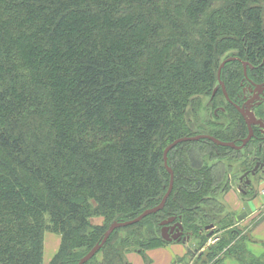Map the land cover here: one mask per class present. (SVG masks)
I'll return each mask as SVG.
<instances>
[{
    "label": "trees",
    "instance_id": "16d2710c",
    "mask_svg": "<svg viewBox=\"0 0 264 264\" xmlns=\"http://www.w3.org/2000/svg\"><path fill=\"white\" fill-rule=\"evenodd\" d=\"M227 57L235 60L223 65L219 79L230 99L243 61L257 66L247 73L264 79V0H0V264H42L47 232L59 236L48 264H76L112 222L131 220L160 202L170 177L163 152L174 140L245 137L243 119L223 105L221 91L211 96ZM199 93L218 97L236 122L227 130L207 119L189 123ZM255 139L247 145L259 154L264 136ZM203 142L219 148L200 139L168 151L174 183L164 207L114 229L97 264H129L123 250L134 228L149 227L155 245H166L157 231L171 216H181L200 245L207 241L206 225L214 224L220 237L192 264H219L227 245L241 253L225 228L244 213L212 217L201 208L197 215V195L218 212L224 205L210 189L203 195L196 180L182 179L207 170L194 148ZM250 163L245 155L244 166ZM215 165L213 185L226 191L230 168L218 158ZM186 184L190 192L183 191ZM176 190L183 192L178 199ZM96 218L100 223H93ZM136 242L144 253L148 246Z\"/></svg>",
    "mask_w": 264,
    "mask_h": 264
},
{
    "label": "rangeland",
    "instance_id": "374dc122",
    "mask_svg": "<svg viewBox=\"0 0 264 264\" xmlns=\"http://www.w3.org/2000/svg\"><path fill=\"white\" fill-rule=\"evenodd\" d=\"M232 60H235V57H227V58L222 59L221 63L219 64L218 70H217V77H219V72H220V69L223 67V65L227 62L232 61ZM248 70H249V68H248ZM242 75H243L242 77H244L243 71H242ZM197 96H199V98H201V102H198V104L196 106V111H195L196 115L189 112V114H188L189 118L187 117V119L190 121L189 123H193V122H194V124L196 122L200 123V122L205 121L207 119L211 122V126H217V127H220L221 129L226 128L225 130H227V126H229L230 123L236 122L234 120L233 114L228 110L227 111L225 110V112H223L222 115L214 114L217 112V110H215L216 112L214 111V108H216L217 106H221V104L218 103V100H219L218 97H215L213 100H211L209 97H204V96L202 97L201 93L197 94ZM223 105L225 106L224 103H223ZM188 120L187 121L185 120V123H188ZM200 133H204V132H200ZM199 135H201V134H199ZM219 141H221V140H219ZM229 141H231V140L224 141V142H229ZM186 142H192V141H186ZM216 145L219 148L213 149V150H210L209 147L207 145H205V142L201 143V145H198V146L195 145L194 148L199 149V151L201 152L202 159L204 160L205 164H207V170L191 172L192 175L188 174V173L183 174L182 179L188 177V179L190 181L196 180L198 183L202 184V186L204 187L203 188L204 189L203 195L206 193V191H208V189H210V193H212L213 196L219 197V199L223 202L224 209L222 211L218 212L219 209L217 207H215L216 205H213L211 207H209V205H202L201 200H199L200 195H197V197L193 200L194 201L193 204L196 206L195 210L198 212V213H196L197 215L199 213H201V211L199 209L204 208V210H206V212L208 213L209 216L223 217V216L229 214L228 216L231 217V215L234 216L238 213V210H236V209L239 208L241 201L236 199V197L233 195V193H230V196L228 198L229 201H227V199L225 198V195H226V193H228L227 191H229V190L218 191L214 187L213 183H216V179L219 177V175L217 173V168L215 167L216 166L215 161L217 160V158L222 159L224 164L227 166V168L229 166L231 172H236L239 169V166H241L242 169L246 168V166H244L245 155L250 156L255 151L249 150V146L247 145V143L242 148H239V149L227 146V148H229V149L231 148L232 150H240L239 155H235L231 151L220 150V147H223L222 145H220V144H216ZM224 147H226V146H224ZM181 151H182V149H181ZM166 159H167V156H166ZM174 161H176L177 163L182 161V152H179V154L174 158ZM209 176H213V177L215 176L211 182L206 181ZM180 178H181V176H180ZM180 178L179 177L177 178L178 181H180ZM254 181H255V184L257 185L258 188L263 187V188L259 189V193L261 192L262 189L264 190V174H260L259 176H257L254 179ZM173 183H174V179H173ZM232 184H233V182H232ZM258 188H257V190H258ZM172 189H173V187H172ZM233 189H235L234 186H233ZM191 190H192V188L190 185H188V184L184 185L183 191H186V192L189 191L190 192ZM182 193L183 192L179 193L176 190L177 199H178L179 195H182ZM170 194H171V192H170ZM195 210H193V211H195ZM262 217L264 219V213H262ZM92 221H93V223H100L99 218L93 219ZM251 222L252 221H250V220L245 221V224L240 225L238 228L241 230V232L237 228V230L236 229L234 230V231H237L236 233L231 232L230 235L228 234V238L232 242L241 246V253L238 254V253L234 252V250H232L230 245H227V246H225L226 248H224L225 252L223 251L224 253L222 252V254L219 256V258H220L219 264H249V263L253 262L252 261L253 259H255L254 260L255 264H256V262L264 264V242L259 247L257 245L258 240L253 239V234L255 231V223L256 222H252V223ZM258 222L259 221H257V223ZM131 230H133V232H135V233H134V235L133 234H131V235L127 234L126 235L131 240L129 242H126V246L123 250V256L125 255V257L123 259H125V261L127 260L126 257L128 254L136 253L141 257L144 264H167L166 260H167V257L170 255V251H169V249H165V248H169V247L167 245H155V240L153 239L154 238L153 236H155V234L152 232V230L149 229V227H145V228H141V229L134 228ZM202 232L207 233L208 231L203 229ZM159 233L160 232L157 231V234H159ZM186 235L187 234H185L184 236H186ZM139 236H140V238H139ZM137 238L140 239L142 242H145V245L148 246V248H146L144 250V253L141 251V250H143V248H142L143 246L136 242ZM219 241L220 240L218 239L217 242H219ZM199 242H200V239L197 238L196 240L194 239V241L192 239L191 242L188 243L187 247L196 248L197 250L194 251V253H195L193 255L194 257L191 256V257H193V259L187 258V260H185V258H186L185 257L182 259L181 264H189L190 261L196 262L197 251H200L203 249L204 250L203 255L208 252V250H207L208 248L203 247V246L201 247ZM211 242L212 241H209L208 244H211ZM58 244H59V236L57 234H53L50 232H47L44 234L43 246L45 245L46 251L44 252V259H43L44 261L42 264H48L50 262L51 258L56 253V248H57ZM175 244H178V243H175ZM208 246H210V245H208ZM100 249L93 255L94 258L92 260H89L88 263H86V264H97V262L101 259V253L99 252ZM227 249L230 250V253L227 251ZM147 250L156 252L155 256L158 260H156V261L153 259L150 260V258L145 255V251H147ZM254 253L256 255H254ZM201 262H202L201 260L200 261L198 260V264H202ZM208 264H212V262H208Z\"/></svg>",
    "mask_w": 264,
    "mask_h": 264
},
{
    "label": "water",
    "instance_id": "95a60500",
    "mask_svg": "<svg viewBox=\"0 0 264 264\" xmlns=\"http://www.w3.org/2000/svg\"><path fill=\"white\" fill-rule=\"evenodd\" d=\"M263 90H264V83L255 85V91H256V93L254 94L255 98L258 97L259 94H261L263 92ZM248 101L249 100H247V102H245L241 107L235 106L236 109L239 111V113L242 115L244 122L247 126V136L244 139H242L241 144L239 146H235L234 143H232V142L219 141L212 136L204 135V134L187 136V137H182V138L174 140L171 144H169L165 148V150L163 152L164 166L168 170L170 177H169V183H168L167 190L164 193V195L162 196L160 202L152 208L145 209L138 216H136L135 218H133L131 220L112 222L108 226V228L105 230V232L103 233L100 241L98 243H96L83 257H81L76 264H84L86 261H88L102 247V245L106 242L107 238L109 237V235L111 234V232L114 229L134 224V223L140 221L142 218H144L150 214L156 213L157 211L161 210L164 207L165 202H166V200H167V198H168V196L172 190V187H173V172L167 164L166 156H167L168 151L173 146H175L177 143L186 142V141H197L200 139H209V140L213 141L214 143L220 144L222 146H230L233 148H242L252 138L254 125H257L260 128V130L262 131V133L264 134V122L260 119H257L251 110H249L248 108H246V109L244 108V106L246 104H248ZM256 170H260V172L262 174H264V155H262V157H260V158H257V160L255 162V166L253 167V169L251 170L250 173L254 174V172ZM247 175H248V172H245L240 177V179H242V177H246ZM245 181H246V184H249L250 180L248 178H246ZM242 192H244V191H242ZM175 218H176L175 216H171V217H168L167 219H164L160 222V225H161L160 236L163 240H165L167 242H170L173 240L174 241L181 240V231H182L183 227L180 224V222H175L174 224L169 226L170 223L174 222ZM212 227H213V224H209V225L205 226V229H209ZM174 230H175V232H173ZM211 234H212V232L209 231L206 236L209 237V236H211ZM188 239H189V236H184V237H182V242H184Z\"/></svg>",
    "mask_w": 264,
    "mask_h": 264
},
{
    "label": "flooded vegetation",
    "instance_id": "af4514ba",
    "mask_svg": "<svg viewBox=\"0 0 264 264\" xmlns=\"http://www.w3.org/2000/svg\"><path fill=\"white\" fill-rule=\"evenodd\" d=\"M264 61V60H263ZM250 69L251 71H255L257 70V66H252L250 65L248 62L246 61H243L242 62V71H243V74H244V77H242L240 80H239V83H238V88L236 89V92L235 94L233 95V97L230 99L229 95H228V92L227 90L225 89V85L223 83L222 80L219 79L218 77V80H217V84L215 85V87L213 88L212 90V94L211 96H213L217 91H221V95L222 97L224 98V102L222 103H228L230 104L231 106H233V108L239 113V111L236 109L235 106H239L241 107L245 102L248 101V104H246L244 106V108H248L249 110H251L255 117L257 119H260L264 122V115L263 114H259V108L264 106V90L261 94H259L258 97L255 98L254 94L256 93L255 91V85H258V84H263L264 83V79L263 80H256L253 78V73L252 72H247V69ZM220 95V96H221ZM221 97V98H222ZM255 98V99H254ZM219 103V102H218ZM264 108V107H263ZM221 110L224 112V107L221 105V106H217L216 108H214V111L215 110ZM263 111V109H262ZM216 112V111H215ZM239 115L241 116V118L243 119L242 115L239 113ZM244 121V119H243ZM245 123V122H244ZM246 125V124H245ZM247 127V126H246ZM254 128H256L258 130L259 133H261L262 135L259 136L257 134H255V131H254ZM247 136V134L245 135V137ZM264 134L262 133V131L260 130V128L257 126V125H254L253 126V136L251 139H255V140H258L260 141L261 140V137H263ZM245 137L243 138H240L239 140H231L229 142H232L234 143L235 146H238L241 144V141L242 139H244ZM250 139V140H251ZM249 140V141H250ZM248 141V142H249ZM224 142V141H223ZM247 142V143H248ZM216 144V143H215ZM224 147V146H223ZM227 147V146H226ZM229 147V146H228ZM236 149H239V148H236ZM262 155H264V150L261 151L259 154L255 152H253V154H251L249 157H250V165L248 167H246L245 169H242V168H239L236 172H229L227 174V181L229 183L228 187L229 189L234 186L235 189L237 190H245L244 192H254V189H252V184H253V181L254 179L259 176L261 173H260V170H256L254 172V174H251V170L253 169V167L255 166V162L257 160V158H260L262 157ZM245 172H248V175L246 177H242V179H240V177L245 173ZM246 178H248L250 181H249V184H246ZM233 182V184H232ZM228 189V190H229ZM176 217V216H175ZM167 219V218H166ZM175 222H180V224L182 225L183 229L181 231V240L179 241H171V242H175V243H182L186 246V252L187 254H190L191 256H193L195 253L194 251H196L197 249L196 248H189L187 247L188 243L191 242L192 239H194L195 237L193 236V234L189 231H185V228L183 226V222H182V218L181 216H178L177 218H175L174 222L170 223L169 226H171L172 224H174ZM160 229H161V225L159 224V232H160ZM205 229V227H204ZM214 229H215V226L213 224V227L212 228H209V229H205L207 230L208 232L211 231L212 234L210 237H212L214 235ZM175 232V230L173 231ZM207 232V233H208ZM207 233H204L205 235H207ZM160 234V233H159ZM187 234L189 236V240L188 241H184L182 242V237H184V235ZM161 237V236H160ZM209 237V238H210ZM213 238V237H212ZM197 239V238H195ZM208 239V238H207ZM167 242V241H166ZM207 241L201 245V247H206L207 248V245H206ZM204 250H200V251H197V254H201ZM201 252V253H199ZM194 257V256H193ZM189 264H192V262L190 261Z\"/></svg>",
    "mask_w": 264,
    "mask_h": 264
},
{
    "label": "crops",
    "instance_id": "0c3cea01",
    "mask_svg": "<svg viewBox=\"0 0 264 264\" xmlns=\"http://www.w3.org/2000/svg\"><path fill=\"white\" fill-rule=\"evenodd\" d=\"M256 187H257V185L255 184V181H253L251 188L254 189V192L253 191L247 192V193L241 192L240 190L233 189V186L229 189V191H227L228 193H226V195H225V198L227 199V201H229L228 198L230 196V193H233V195L236 197V199L241 201L239 208L236 209V210H238L237 214L244 213V215L241 219H237L230 226L225 228V231L227 233L230 231H232L233 233H236L237 231H234V230L235 229L237 230V228L240 225L245 224V221L250 220V221L256 222V223H257V221H259L257 224L255 223V231L253 234V239L258 240L257 245L260 247L264 242V219L262 217V213H264V209H263L264 208V194H261L258 191L259 188H263V187H259V188L257 187L258 190ZM225 231H222V233L225 234ZM240 232H241V230H240ZM166 245L169 248H165V249H169V251H170V255L167 257V260H166L167 264H181L182 259L185 257H186L185 260H187V258L193 259V257H191L190 254H187L186 246L184 244H182V243L175 244V242H167ZM57 248H58V246H57ZM57 248H56V250H57ZM45 251H46V247L44 245L43 259H44V252ZM155 253L156 252L150 251V250L145 251V255L147 257H149L150 260L153 259L156 261L158 259L156 258ZM199 253H201V252H199ZM198 255H200V254H198ZM254 255H256V254L254 253ZM126 259H127L126 261L129 264H144L141 257L136 253L128 254Z\"/></svg>",
    "mask_w": 264,
    "mask_h": 264
},
{
    "label": "built area",
    "instance_id": "2783aa9c",
    "mask_svg": "<svg viewBox=\"0 0 264 264\" xmlns=\"http://www.w3.org/2000/svg\"><path fill=\"white\" fill-rule=\"evenodd\" d=\"M260 193H261V194H264V190L262 189Z\"/></svg>",
    "mask_w": 264,
    "mask_h": 264
}]
</instances>
